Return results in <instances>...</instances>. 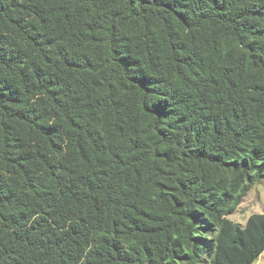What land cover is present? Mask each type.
Segmentation results:
<instances>
[{
	"label": "trees",
	"instance_id": "1",
	"mask_svg": "<svg viewBox=\"0 0 264 264\" xmlns=\"http://www.w3.org/2000/svg\"><path fill=\"white\" fill-rule=\"evenodd\" d=\"M264 0H0V264H253Z\"/></svg>",
	"mask_w": 264,
	"mask_h": 264
},
{
	"label": "rangeland",
	"instance_id": "2",
	"mask_svg": "<svg viewBox=\"0 0 264 264\" xmlns=\"http://www.w3.org/2000/svg\"><path fill=\"white\" fill-rule=\"evenodd\" d=\"M264 213V179L255 184L243 198L236 211L228 218L238 224H244L251 214ZM253 264H264V251Z\"/></svg>",
	"mask_w": 264,
	"mask_h": 264
}]
</instances>
